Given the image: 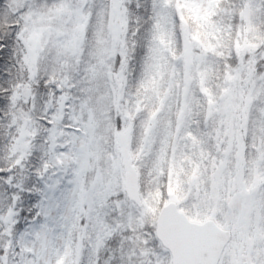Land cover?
<instances>
[{"label": "snow or ice", "instance_id": "obj_1", "mask_svg": "<svg viewBox=\"0 0 264 264\" xmlns=\"http://www.w3.org/2000/svg\"><path fill=\"white\" fill-rule=\"evenodd\" d=\"M0 264H264V0H0Z\"/></svg>", "mask_w": 264, "mask_h": 264}]
</instances>
